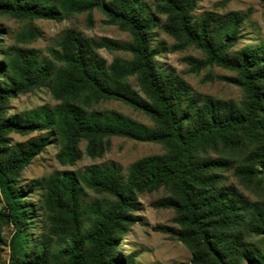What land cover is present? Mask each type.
Wrapping results in <instances>:
<instances>
[{
	"label": "trees",
	"instance_id": "trees-1",
	"mask_svg": "<svg viewBox=\"0 0 264 264\" xmlns=\"http://www.w3.org/2000/svg\"><path fill=\"white\" fill-rule=\"evenodd\" d=\"M199 1L0 0V16L25 23L18 42L41 36L34 20L61 22L86 14L92 24L95 10L131 36L129 41L94 39L69 29L49 50L50 59L20 46L5 48L0 40V205L5 206L0 224L15 229L11 247L20 244L16 251L12 247L9 264H120L117 249L139 220L134 215L138 196L161 188L167 195L153 205L172 209L177 226L155 229L185 245L192 264H264V43L235 52L245 15L234 10L196 18ZM156 15L165 17L160 27L175 40L174 50L201 52V57H184L190 72L213 66L233 72L219 79L241 88L243 99L193 93L180 76L162 71L159 52L151 46ZM4 34L0 27V38ZM101 49L129 58L108 62ZM41 88L58 104L7 117L11 100ZM107 101L142 112L153 126L101 107ZM35 131L58 140L62 165L75 164L84 153L102 157L113 137L157 143L164 153L135 161L126 177L114 166H91L79 176L43 178V233L33 238L34 216L18 178L50 137L12 146L10 134ZM229 175L257 199L229 184ZM85 188L99 198L84 202Z\"/></svg>",
	"mask_w": 264,
	"mask_h": 264
},
{
	"label": "rangeland",
	"instance_id": "rangeland-1",
	"mask_svg": "<svg viewBox=\"0 0 264 264\" xmlns=\"http://www.w3.org/2000/svg\"><path fill=\"white\" fill-rule=\"evenodd\" d=\"M145 4L151 5V0H142ZM238 10L245 15L242 26L241 41L234 48L239 52L245 47L264 43V0H200L193 15L199 18L207 12L226 13ZM157 16V15H156ZM159 25L151 32V46L159 53L156 57L158 66L162 71L175 74L184 79L191 87L193 93L211 95L225 100L240 102L244 92L241 88L220 80V76H234L233 72L222 69L218 66L201 71L199 74L190 72V67L184 62V57H201L202 54L194 47L186 50H174L175 40L166 34L160 25L165 21V17L157 16ZM34 26L41 31V36L31 42H18V33L24 28L25 23L17 21L8 16H0V27L5 34L0 38L5 48L20 46L31 49L39 58L50 59L49 50L57 46L64 33L69 29H76L86 36L94 39L109 37L118 41H129L131 36L128 32L119 29L116 25H109L105 22V16L99 11L93 12V23L89 24L87 15L81 14L71 19L61 22L50 20H34ZM100 54L111 62L114 57L129 58L123 52H110L101 49ZM1 58V57H0ZM212 76L213 79H209ZM132 83L138 89L137 81L132 78ZM56 101L47 88H41L34 93L20 95L10 101L7 110V117L21 115L27 112L46 108L52 109ZM101 107L115 109L126 116L145 124L153 126L151 119L142 112L136 111L119 101H107ZM50 137L49 145L37 155L28 167L22 170L18 181L20 186L27 190L25 204L29 206L30 212L34 216L32 219L33 238H37L43 233L42 219L43 210L40 206V198L43 192L39 186L43 178L71 173L75 176L83 173L91 166H114L123 177H126L129 167L135 161L164 153L160 144L152 142H140L125 137H113L110 149L98 158H90L85 153L83 157L73 165H62L57 154L60 150V143L54 136H50L48 131H35L27 135L18 133L10 134L11 145L14 146L22 142H30L42 137ZM86 144H81V149L85 151ZM228 183L237 187L245 196L251 200L257 197L249 191H245L238 182L229 175ZM167 195L162 188L158 191L143 193L138 196L139 208L134 215L139 219L130 226L122 238L117 249L120 264H192L191 252L180 241L171 238L168 234L156 230L158 225L177 226L174 223L175 213L172 209L157 208L153 205L158 199ZM84 202L99 198L91 189L85 188L82 193ZM4 204L0 205V212L4 210ZM15 229L10 224H0V264H9L12 247L15 251L20 246L15 242L11 247V238ZM261 239L264 240V237Z\"/></svg>",
	"mask_w": 264,
	"mask_h": 264
}]
</instances>
